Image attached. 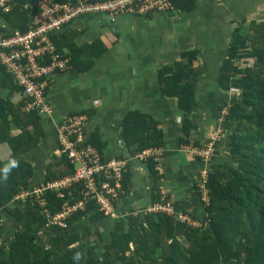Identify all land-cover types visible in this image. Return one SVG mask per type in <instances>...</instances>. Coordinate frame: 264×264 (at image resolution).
I'll use <instances>...</instances> for the list:
<instances>
[{
	"label": "trees",
	"instance_id": "1",
	"mask_svg": "<svg viewBox=\"0 0 264 264\" xmlns=\"http://www.w3.org/2000/svg\"><path fill=\"white\" fill-rule=\"evenodd\" d=\"M28 2H12L9 10L2 13L4 21L12 28L26 30L31 15ZM172 2L180 9L193 5L187 0L184 4L180 0ZM250 27L252 33L246 35L239 29L235 31L228 56L220 65V88L236 91L224 105V119L231 126L229 150L233 164L223 169L214 165L208 171L205 222L188 225L169 213L149 212L146 207L143 213L118 215L107 242L98 226L88 232L98 234L93 242L76 228L77 221L86 214L92 223L111 217L94 200L74 211L67 219V227L62 228L47 225L46 217L31 199H15L34 175L31 161L20 155L37 147L45 138V130L42 115L34 109L25 110L22 96L12 101L20 87L0 63V143H7L12 159L0 170V222L3 209L17 226L14 237L0 243V264H264V22L252 23ZM77 34L76 29H67L52 32L50 37L56 51L69 57L68 68L83 70L102 54L105 46L99 39L77 45ZM196 57V50L183 51L174 66H164L159 71L162 92L176 97L185 112L194 103L200 72L199 66L194 65ZM122 125L123 138L132 147V155L164 143L159 120L148 114L130 111ZM13 128L19 132L13 134ZM88 142L102 152L103 143L96 135L89 137ZM146 161L159 177L153 156ZM127 169L123 172L122 191L113 201L116 206L132 187ZM73 170L67 155L57 153L48 162L43 180L58 179ZM69 190L73 197L68 195ZM161 190L157 181L151 196L153 203L162 200ZM62 191L63 197L56 191L46 192V206L51 213L60 210L66 201L74 203L79 198L76 185ZM164 194L163 201L169 202Z\"/></svg>",
	"mask_w": 264,
	"mask_h": 264
},
{
	"label": "crops",
	"instance_id": "2",
	"mask_svg": "<svg viewBox=\"0 0 264 264\" xmlns=\"http://www.w3.org/2000/svg\"><path fill=\"white\" fill-rule=\"evenodd\" d=\"M187 2L193 5L180 9L172 2L173 9L146 15L120 13L113 22L102 14H85L61 29H76L77 45L99 39L105 49L93 58L89 68H67L47 79L46 100L51 111L41 114L45 138L37 147L20 155L33 165L30 185L44 179L48 162L59 153L56 126L61 117L82 112L88 117L86 135L88 138L96 135L103 143V156L128 159L132 187L118 202V215L131 211L143 213L153 203L151 196L159 181L174 211L188 214L198 225L205 222L204 206L209 190L206 185L207 195H204L200 187L204 182L203 173L207 175L214 165L223 169L233 164L229 150L231 126L222 112L236 91L220 88L217 82L220 65L228 56L229 44L237 29L246 35L252 33V23L264 22V0ZM180 3L184 4V0ZM186 50L197 51L194 65L200 68L189 112L179 108L176 97L162 92L159 80L160 69L174 66ZM229 94L232 95L228 98ZM18 98L15 92L11 99ZM130 111L159 120L164 142L159 147L162 150L159 177L151 171L146 158L131 154L132 147L123 138L122 122ZM11 131L16 134L19 129ZM214 136L216 148L209 159L191 150L203 148ZM9 155L7 143H0V170L12 163ZM7 214L4 213L5 218H10ZM115 220L117 217H108L92 223L86 214L77 221L76 228L93 242L98 234L93 231L88 235V232L98 226L107 242L111 240Z\"/></svg>",
	"mask_w": 264,
	"mask_h": 264
},
{
	"label": "built area",
	"instance_id": "3",
	"mask_svg": "<svg viewBox=\"0 0 264 264\" xmlns=\"http://www.w3.org/2000/svg\"><path fill=\"white\" fill-rule=\"evenodd\" d=\"M14 1L0 0V63L14 76L20 87L16 94L25 99L23 108L27 111L37 110L40 114L51 111L46 100L47 79L53 73L69 67V57L56 51L50 37L52 32L60 31L75 18L85 14H102L113 22L120 13L146 15L153 11L173 9L170 0H29L31 15L28 28L20 30L9 26L2 17V13L8 11ZM87 120L85 113L73 112L62 116L56 126L59 153L67 155L74 165L73 172L58 179L41 180L28 187H22L15 195V199L22 201L31 199L35 202L46 217L47 225L54 224L66 228L67 219L77 209H84L86 201L89 200H94L106 215L118 216V209L113 201L122 191L123 172L127 169L128 159L121 156L105 158L95 145L88 142L85 131ZM215 140L216 136L203 148H190L203 159H209L215 149ZM154 149L143 150L135 156L138 158L153 156L157 161L156 168L160 169L162 150L159 147ZM207 175L204 171V182L200 186L204 195ZM74 185L79 198L74 203L66 201L60 210L51 213L46 206V192L56 191L59 197H63L65 193L62 189ZM161 194L162 200L147 206V211L166 212L180 222L198 225L188 214L174 211L170 202L163 201L165 197L163 190ZM68 195L73 197L72 190L68 191ZM205 202H208V196Z\"/></svg>",
	"mask_w": 264,
	"mask_h": 264
},
{
	"label": "rangeland",
	"instance_id": "4",
	"mask_svg": "<svg viewBox=\"0 0 264 264\" xmlns=\"http://www.w3.org/2000/svg\"><path fill=\"white\" fill-rule=\"evenodd\" d=\"M250 63L252 62V59L248 60ZM214 70V69H213ZM213 75V72H212ZM212 79V78H211ZM210 82V79H208V83ZM232 94H229L228 98L231 97ZM235 95V94H233ZM221 97H223L224 95H220ZM220 98H215V99H221ZM232 98V97H231ZM223 99V98H222ZM213 101L215 102V100L213 99ZM217 103V102H216ZM227 108H225L222 112V115L224 116V114L226 113ZM230 132V131H229ZM2 212V218H1V222H0V243H5L6 239L8 238H13L15 231L17 229L16 224L13 222V219L8 218L9 216H7V218H5L4 216V210L1 209ZM8 215V214H7ZM81 225L84 226L85 224L81 222ZM9 235V236H8Z\"/></svg>",
	"mask_w": 264,
	"mask_h": 264
},
{
	"label": "clouds",
	"instance_id": "5",
	"mask_svg": "<svg viewBox=\"0 0 264 264\" xmlns=\"http://www.w3.org/2000/svg\"><path fill=\"white\" fill-rule=\"evenodd\" d=\"M7 171H8V169L6 168V169L4 170V172H5V176H4V178H6Z\"/></svg>",
	"mask_w": 264,
	"mask_h": 264
}]
</instances>
